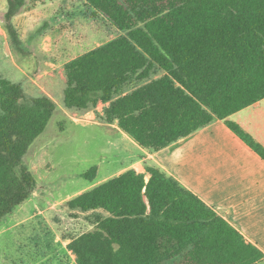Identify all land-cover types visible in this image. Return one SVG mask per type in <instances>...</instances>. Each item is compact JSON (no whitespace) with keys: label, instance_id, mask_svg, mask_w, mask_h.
<instances>
[{"label":"trees","instance_id":"1","mask_svg":"<svg viewBox=\"0 0 264 264\" xmlns=\"http://www.w3.org/2000/svg\"><path fill=\"white\" fill-rule=\"evenodd\" d=\"M8 1L10 13L24 2ZM84 1L124 33L65 64L66 108L108 103L100 119L152 151L223 120L264 160V146L228 119L264 98V0ZM55 109L47 94L27 98L21 83L0 74V219L35 191L36 178L22 159ZM65 205L73 214L104 213L67 244L75 264L264 259L225 217L152 161L143 173L129 168Z\"/></svg>","mask_w":264,"mask_h":264},{"label":"rangeland","instance_id":"2","mask_svg":"<svg viewBox=\"0 0 264 264\" xmlns=\"http://www.w3.org/2000/svg\"><path fill=\"white\" fill-rule=\"evenodd\" d=\"M92 10L84 0H24L10 13L9 1L0 0V74L21 83L27 98L47 94L56 103L22 159L36 178L35 195L0 219V264H75L63 241L91 229L104 213L73 214L60 202L127 170L117 129L100 119L108 103L86 110L63 104L65 64L124 33ZM92 167L90 178L85 173ZM38 207L49 209L34 213Z\"/></svg>","mask_w":264,"mask_h":264},{"label":"crops","instance_id":"3","mask_svg":"<svg viewBox=\"0 0 264 264\" xmlns=\"http://www.w3.org/2000/svg\"><path fill=\"white\" fill-rule=\"evenodd\" d=\"M228 119L240 124L264 146V98L230 115ZM112 125L117 129L119 151L127 156L126 169L143 173L145 162L157 163L225 217L247 241L264 253V160L238 138L223 120H216L190 137L157 151L142 148L116 123ZM124 142L130 148L124 147ZM33 195L35 191L31 197ZM41 199V196L35 199L39 207ZM65 202L60 203L66 209ZM38 209L34 213L43 214L49 208ZM69 241L65 239L63 244L67 245ZM69 255L70 259L75 258L70 250Z\"/></svg>","mask_w":264,"mask_h":264}]
</instances>
